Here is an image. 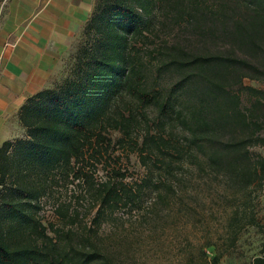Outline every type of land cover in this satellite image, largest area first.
<instances>
[{
  "label": "trees",
  "instance_id": "1",
  "mask_svg": "<svg viewBox=\"0 0 264 264\" xmlns=\"http://www.w3.org/2000/svg\"><path fill=\"white\" fill-rule=\"evenodd\" d=\"M157 12L196 40L165 42L156 61H143L136 42ZM81 31L74 76L30 96L18 111L26 136L0 146V264H120L136 237L125 223L100 234L115 211L145 218L169 207L184 173L223 176L241 193L264 183V157L250 152L264 146V89L243 83L264 79V0H95ZM117 148L136 155L139 180L125 181ZM74 181L96 208L77 240L37 215L55 185ZM241 202L233 241L256 223ZM70 208L54 210L66 218ZM78 218L75 210L70 222ZM245 264H264V245Z\"/></svg>",
  "mask_w": 264,
  "mask_h": 264
},
{
  "label": "rangeland",
  "instance_id": "2",
  "mask_svg": "<svg viewBox=\"0 0 264 264\" xmlns=\"http://www.w3.org/2000/svg\"><path fill=\"white\" fill-rule=\"evenodd\" d=\"M5 6L0 3V17L6 11ZM82 28L70 40L68 50L50 73L46 88L57 87L65 78L74 76V56L84 38L81 34ZM144 33L146 38L136 42L143 61H156L158 49L163 47L165 42L171 44L181 40L184 43H195L196 40L184 22L173 23L170 16L165 18L158 12L153 28ZM224 47L219 45L217 49L222 50ZM153 57L155 58L152 59ZM243 83L264 89V79L244 78ZM146 112L149 117L154 115L150 108ZM19 135L16 138L26 136L24 128ZM109 135L115 139L120 134L110 131ZM250 152L252 155L264 157V146H252ZM113 155L121 157L119 164L126 174V182L140 179L144 169L134 153L127 155L126 151L117 148ZM106 171L98 167L95 172L96 180L104 181L107 177ZM62 183L55 185L51 194L41 198L42 206L37 215L45 225L52 223L63 231H69L73 240H77L79 235L84 233L83 226L92 223L96 208H91L87 193L84 188L76 185V181L68 182L67 185ZM84 194L86 195L83 196ZM68 200L71 202L68 217H58L55 206ZM243 200L248 201L245 208L249 210L246 212L256 217V223L246 225L233 241L229 222L235 211L239 214L244 207L241 204ZM237 207H240L239 211ZM75 210L78 211L79 218L70 222ZM143 212H146L145 218H142L139 212L129 214L125 209H119L114 212L112 218L101 222V235L110 231L112 223H125L129 230L130 227H135L133 236L136 241L133 243L132 253L130 256L119 258L120 264H187L190 256L199 262L203 251L206 254L203 264H214L210 259L215 254L220 255L217 264H245L261 253V247L264 245V183L260 187L250 186V189L241 193L228 186L223 176L184 173L181 186L169 207H163L156 213L150 210ZM49 234L53 235L50 230Z\"/></svg>",
  "mask_w": 264,
  "mask_h": 264
},
{
  "label": "crops",
  "instance_id": "3",
  "mask_svg": "<svg viewBox=\"0 0 264 264\" xmlns=\"http://www.w3.org/2000/svg\"><path fill=\"white\" fill-rule=\"evenodd\" d=\"M0 146L20 136L18 111L48 77L93 10L95 0H2Z\"/></svg>",
  "mask_w": 264,
  "mask_h": 264
}]
</instances>
